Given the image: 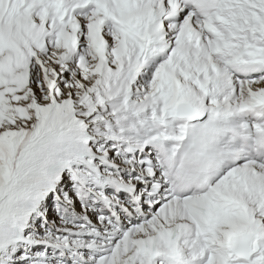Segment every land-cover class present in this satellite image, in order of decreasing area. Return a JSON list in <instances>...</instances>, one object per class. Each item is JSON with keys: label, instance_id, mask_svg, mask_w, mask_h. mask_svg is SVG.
Wrapping results in <instances>:
<instances>
[{"label": "snow or ice", "instance_id": "6c2138e0", "mask_svg": "<svg viewBox=\"0 0 264 264\" xmlns=\"http://www.w3.org/2000/svg\"><path fill=\"white\" fill-rule=\"evenodd\" d=\"M0 264H264V0H0Z\"/></svg>", "mask_w": 264, "mask_h": 264}]
</instances>
